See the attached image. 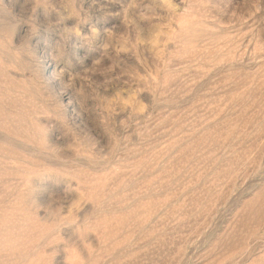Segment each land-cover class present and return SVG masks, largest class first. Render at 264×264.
<instances>
[{
  "label": "rangeland",
  "instance_id": "obj_1",
  "mask_svg": "<svg viewBox=\"0 0 264 264\" xmlns=\"http://www.w3.org/2000/svg\"><path fill=\"white\" fill-rule=\"evenodd\" d=\"M0 264H264V0H0Z\"/></svg>",
  "mask_w": 264,
  "mask_h": 264
}]
</instances>
